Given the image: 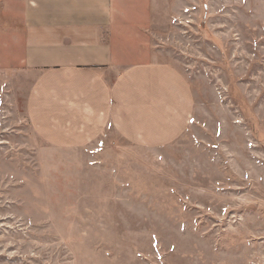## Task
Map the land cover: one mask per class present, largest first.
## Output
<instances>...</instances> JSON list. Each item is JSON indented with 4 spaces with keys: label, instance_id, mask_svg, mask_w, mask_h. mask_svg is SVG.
Masks as SVG:
<instances>
[{
    "label": "rangeland",
    "instance_id": "obj_1",
    "mask_svg": "<svg viewBox=\"0 0 264 264\" xmlns=\"http://www.w3.org/2000/svg\"><path fill=\"white\" fill-rule=\"evenodd\" d=\"M12 1L0 0V264H264V0H125L139 9L123 16L117 67L169 63L195 96L196 122L162 150L111 130L82 150L37 137Z\"/></svg>",
    "mask_w": 264,
    "mask_h": 264
},
{
    "label": "crops",
    "instance_id": "obj_2",
    "mask_svg": "<svg viewBox=\"0 0 264 264\" xmlns=\"http://www.w3.org/2000/svg\"><path fill=\"white\" fill-rule=\"evenodd\" d=\"M15 1L13 41L22 48L23 66L36 74L28 121L45 144L82 150L111 130L136 148L162 150L190 131L197 120L195 96L175 66L116 65L117 49L128 43L123 16L134 21L135 3Z\"/></svg>",
    "mask_w": 264,
    "mask_h": 264
}]
</instances>
